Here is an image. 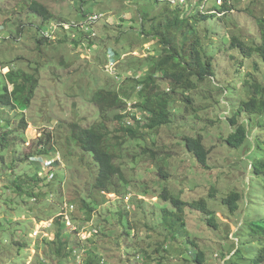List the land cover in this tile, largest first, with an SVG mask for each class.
Listing matches in <instances>:
<instances>
[{"label":"rangeland","instance_id":"rangeland-1","mask_svg":"<svg viewBox=\"0 0 264 264\" xmlns=\"http://www.w3.org/2000/svg\"><path fill=\"white\" fill-rule=\"evenodd\" d=\"M35 1L53 18L43 21L25 11V0H0V83L7 72L15 76L14 83L22 72L37 74L39 70L40 79L27 110H22L19 100H15L13 111L4 107L0 88V264H142L153 259L161 264H192L186 238L177 234L179 241L173 242L163 231L162 210H176L170 202L159 199L163 187L184 204L202 199L213 213L216 228L207 225L208 216L189 206H184L181 214L187 236L204 252L206 264H252L264 238L252 236L251 225L246 223L263 217L262 178L251 174L246 158L249 146L233 151L224 143L229 131L217 118L227 115L228 105L234 111L241 100L248 99L245 82L250 63L256 60L262 72L264 63L255 54L241 63L236 50L220 53L215 59L214 78L189 93L190 106L176 104L179 110L176 107L171 123L157 131L141 129L144 139L140 144L126 141L121 163L127 187L119 188V194H89L94 190L96 163L74 143L67 147L70 124L88 127L97 121V108L91 102L97 90L121 91L135 84L133 79L138 80L146 69L144 60L153 56L156 48L155 41H145L139 33L143 14L151 18L176 6L167 0ZM202 4L195 10L212 6L209 0ZM230 6L232 11L221 20L216 18L201 27L211 29V41L236 36L247 46L260 44L264 0H231ZM196 11L189 7L185 17ZM88 13L96 20L81 28L79 24ZM107 51L120 56L108 72L102 61ZM159 84L169 91L167 82ZM213 85L220 92L216 93ZM12 89L8 87L9 92ZM216 99L219 104H215ZM125 107L129 112V106ZM244 116L250 118L245 128L253 137H261L264 117ZM114 128L115 122L110 124V130ZM5 132L9 134L7 142L1 139ZM199 135L205 148H210L205 168L182 144L183 137ZM43 146L56 149V162L48 169L45 162L42 166L32 161L43 158L36 155ZM143 148L156 150V158L143 154ZM160 167L167 173L164 181L159 177ZM230 192L241 196L232 214L220 202ZM82 199L87 204L95 200L97 209L82 214ZM126 208L131 210L128 215ZM59 215L71 221H65L60 239L56 233L61 228L55 223ZM126 220L130 222L128 236ZM165 246L168 251H164ZM146 250L149 260L143 259Z\"/></svg>","mask_w":264,"mask_h":264},{"label":"trees","instance_id":"trees-1","mask_svg":"<svg viewBox=\"0 0 264 264\" xmlns=\"http://www.w3.org/2000/svg\"><path fill=\"white\" fill-rule=\"evenodd\" d=\"M25 1L26 5L23 7L25 11L28 10L29 13L41 17L43 21L53 18V15L41 3L35 0ZM167 1L170 3L169 0ZM198 1L191 2L192 6H195ZM219 1L220 4H217V0L214 2L213 11L225 15L232 10L230 6L231 0ZM202 2H206V0H200L199 4ZM187 9L182 6H176L174 9H166L163 13L151 18H147L143 14V23L140 26L139 33L145 41L148 39L155 41L156 48H153L155 54L147 56L144 60L146 69L140 73L141 78L138 80L133 79L135 84L133 86L127 85V88L121 91L97 90L91 98V102L97 108V121L88 127H84L80 123L70 124V135L65 140L67 147L74 143L77 149L91 155L96 163L95 178L91 186L94 190L90 189L89 194L92 191H98L100 195L102 192L119 194V188L127 187L129 182L123 175L121 163V159L124 157L123 153L125 150L123 148L126 141H135L140 144L144 139L140 136L141 129L157 131L158 128L171 123V118L176 111V104H185L186 107L190 106L192 99L188 96L189 93L197 89L199 84H202L206 79L214 78L215 59L220 53H226L227 51L225 50H228V52L229 50H236L240 54L241 63L249 60L255 54V56H258V60L264 63V19L260 25L261 40H258L260 44L247 46L236 36H232L229 40L222 38L221 40L211 41L213 33L211 29L207 26L201 27L206 22L216 20V15L197 10L185 17ZM218 19L221 20L220 17ZM145 21L147 22L146 25ZM240 62L239 65H242ZM256 64L257 61L253 60L246 74L248 79L245 82V89L247 88L248 99L241 100L234 111L231 109L230 113L232 114L225 120L219 117L217 119H220L223 125L228 128L229 134L223 140L229 148L233 151H238L247 145L251 149L246 158L250 160L251 173L262 178L260 207L263 217L260 221L246 224L251 225L250 234L252 236L259 235L264 238V133L261 132L262 136L259 138L252 136L249 139L245 127L237 121L238 116L243 114L264 117V72ZM2 76L3 82L0 83V88L4 92L2 96L4 107L13 111L16 108L15 100H19L22 110H27L40 81L39 70L37 74L22 72L18 75L16 83H14L15 76L13 73L8 72ZM160 81L168 83L169 91L161 89ZM137 85L141 86L138 93L134 91V87ZM9 86H13V90L10 92L8 90ZM213 87L216 89V93L220 92L215 85ZM125 99L136 101L132 112H126ZM219 103V100L216 99L215 104ZM177 109L179 110V107ZM112 111L113 114L111 115L110 112ZM114 122L117 123V128L110 130V124ZM21 127L23 130L26 128L24 118L21 119ZM8 137L9 134L5 132L1 139L7 142ZM182 144L185 150L192 154L196 162L205 168L210 148H205L202 136L183 137ZM44 147L36 155L44 159L54 157L56 152L54 146L51 150H46ZM142 153H149L151 158H156L157 155L156 150L152 148L151 150L143 148ZM117 161H120V164H117ZM167 167L168 164L164 162L163 168L166 169ZM53 169L51 172H53ZM159 177L163 181L167 179V173L162 171L161 167L159 168ZM161 190L159 199L164 202H170L176 209L175 211L162 210V213L165 214L161 223L163 231L167 233L173 242L178 240L177 234L185 237L184 242L187 243L186 246L190 253L189 261L192 264H206L204 252L198 248L195 240L187 236L186 223L181 214L182 208L189 206L193 210L200 211L208 216V219H206L207 225L211 228H216L213 213L207 208L206 203L202 199L190 204H184L179 198L173 196L166 187L161 188ZM143 194L145 196L147 192L144 191ZM240 200L241 196L239 193L230 192L220 202L228 211L233 212L238 207L237 202ZM139 202L143 201L139 200ZM80 208L82 209V214L85 211H89V214H91L97 209V202L93 200L87 204L82 199ZM130 211L129 208H126V215ZM62 219L63 216L55 218V223L61 228L60 232L56 233V238L58 239L61 238V230L65 227L64 220V224H62L63 222L61 223ZM89 219L86 218L87 222H89ZM129 223V220H126L125 235L127 236L131 235ZM95 234H98V232ZM159 250L157 248L156 252H159ZM164 251H168L167 246L164 247ZM142 253L146 254L144 258L142 257L143 259H150L147 250ZM59 255H61L60 252ZM263 260L264 245L252 259V264H260ZM160 262L158 259H153L152 263L147 261V263L143 262L142 264H161Z\"/></svg>","mask_w":264,"mask_h":264},{"label":"clouds","instance_id":"clouds-1","mask_svg":"<svg viewBox=\"0 0 264 264\" xmlns=\"http://www.w3.org/2000/svg\"><path fill=\"white\" fill-rule=\"evenodd\" d=\"M196 1H198V0H196ZM200 1V0H199ZM199 1H198V3L195 5V6H192V4H190L189 2L187 3L186 2V0H183L182 2H180V0H169V2H170V4L172 5V6H182L183 8H191V10L192 11H196L195 10V7H198V6H200L201 4H199ZM206 2H207V0H206ZM211 2V8H209L208 10H204V6L202 7V9H199V11H203L204 13H207V14H211V13H213L214 15H216V18H221V17H223V16H225V15H227V14H223V13H216L215 11H213V4H212V1L211 0H209V3ZM187 3V4H186ZM205 3V2H204ZM190 4V5H189ZM217 4H220V1L219 0H217ZM203 5V4H202ZM205 5V4H204ZM185 6H187V7H185ZM187 11V10H186ZM232 11V10H231ZM230 11V12H231ZM86 15V14H85ZM95 15L94 14H91V13H88L87 14V16L85 17V19L82 21V23H80L79 25L81 26V28H84L86 25L88 26V23H89V19L90 18H93ZM87 17H88V19H87ZM95 20H96V17H95ZM94 20V21H95ZM85 21V22H84ZM93 21V22H94ZM90 26V25H89ZM87 52H88V50H87ZM120 57V56H119ZM119 57H117V53L114 51H107L106 52V55L104 56V58H102V61H104L105 62V70H107V72L109 71L108 70V68L113 64V62L115 61V59L116 58H118L119 59ZM113 61V62H112ZM3 68H5V67H3ZM7 68V67H6ZM1 70V69H0ZM8 73V72H7ZM113 78L114 79H116V80H119L118 79V76L117 75H114L113 76ZM141 78V75L139 74V78H137V79H140ZM13 87V86H12ZM135 88V90L134 91H137V93L139 92V90H140V88H141V86L140 85H137L136 87H134ZM13 90V89H12ZM125 101V103H126V105H128L129 107L127 108V110L129 111V112H132L133 111V106L135 105V103H136V101L135 100H127V99H125L124 100ZM126 108V107H125ZM231 109H232V107H229V105H228V113H227V115L226 116H224V115H221V116H219V118L220 119H222V120H225L227 117H229L232 113H230V111H231ZM129 112H127V113H129ZM137 112H138V110H137ZM139 113V112H138ZM137 113V114H138ZM245 115H247L248 117H250L248 114H245ZM253 116V115H252ZM239 121H240V124H242L244 127H245V123H248L249 121H250V118H247L246 116H244V114L240 117V116H238V118H237ZM237 120V121H238ZM246 129V128H245ZM246 131L248 132V136H249V139L253 136V134L252 133H250V130L248 131L247 129H246ZM39 156V155H38ZM39 157H41V156H39ZM55 158V156L54 157H52V158H46V159H44V158H40V159H38V158H32V161H34V162H39L42 166H43V163L45 162V166H44V168H51V165L53 164V163H55L56 161H53V159ZM49 162H50V164H49ZM46 164H48V165H46ZM46 170V169H45ZM252 174V173H251ZM52 178V177H51ZM260 191V190H259ZM106 194H110V195H112V194H115V193H103L102 192V195L103 196H105ZM261 194V193H260ZM126 198H128V199H130V197L129 196H125ZM238 204H239V202H238ZM229 213L230 214H232V212H230L229 211ZM61 216H63V215H59V217H61ZM63 220H64V222L66 221V223H68V224H70L71 223V221H70V218L69 217H66V220L64 219V216H63ZM65 223V224H66ZM81 231H82V229H81Z\"/></svg>","mask_w":264,"mask_h":264},{"label":"built area","instance_id":"built-area-1","mask_svg":"<svg viewBox=\"0 0 264 264\" xmlns=\"http://www.w3.org/2000/svg\"><path fill=\"white\" fill-rule=\"evenodd\" d=\"M183 0H180V2H182ZM95 19H93V18H90L89 19V22H93Z\"/></svg>","mask_w":264,"mask_h":264}]
</instances>
